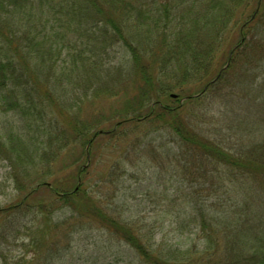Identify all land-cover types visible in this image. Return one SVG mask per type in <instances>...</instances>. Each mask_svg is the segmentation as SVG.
I'll use <instances>...</instances> for the list:
<instances>
[{
    "label": "rangeland",
    "instance_id": "obj_1",
    "mask_svg": "<svg viewBox=\"0 0 264 264\" xmlns=\"http://www.w3.org/2000/svg\"><path fill=\"white\" fill-rule=\"evenodd\" d=\"M62 1L57 0V4L60 5ZM72 25L77 23L73 22ZM172 25L168 29L154 25L127 26L125 35H133L134 42L130 41L128 47L124 41H118L117 46L100 56L103 62L97 59L100 65H94L85 50L83 56H78L76 65L65 63L51 72L45 68L36 69L39 81L49 87V96L42 97V119L31 123L33 129L25 137L28 142L25 166L15 163L16 154L12 152L0 157V209L20 206L28 192L43 182L57 184L56 181H61L64 190L75 187L78 173L85 168L88 173L81 172L82 180L96 199L104 200L108 208L119 211L121 217L147 240L154 235L156 245H160L161 239L169 246L176 244L170 224L174 223L175 226L178 219L189 218L196 201L209 209L213 219H219L218 224L213 225L221 231L218 239L222 241L223 236L245 222L246 217L252 224L264 220V187L257 180L255 182L246 173L238 172L237 175L230 168L208 163L200 152L195 153L198 155L196 160L189 158L188 154L183 156L180 143L161 125L146 120L138 126L124 124L119 127L122 121L132 120L135 123L147 115L155 101L148 100L149 96L145 98L144 93H138L139 87L135 85L139 83V76L134 71L132 54L135 52L145 63L150 62L157 49V41L162 40L161 35L166 34L172 41L180 34L188 44L186 47L183 45L185 51H190L192 43L208 46L211 56L205 54L198 59L200 64L202 60L211 59V80L217 76L220 66L226 63L223 52L231 50L232 42V39L228 40V32L219 33L214 26H199L189 21L183 22L181 26ZM71 27L62 26L60 30V26H57L54 31L66 33L69 38L78 36L67 32ZM99 37L90 35L87 41L100 45ZM105 37L111 39L107 35ZM62 45L70 55V48ZM82 51L79 49L71 54L78 55ZM181 51L183 53V49ZM159 57L164 61L159 63V67L164 68L167 74L157 69H149L148 73H152L156 84L165 81L170 87H179V80L171 73L177 70L176 66L165 57ZM67 59L72 60L69 57ZM27 65L31 70L34 66L38 67L32 58ZM99 66L100 69H97ZM148 66L153 65L149 63ZM247 67L235 65L226 72L221 82L213 85L203 96L188 100V97H181L184 98L181 102L185 103L181 113L183 119L193 126L194 132L204 139L208 137L217 144L222 140V146L229 152L241 149L250 154L255 146L264 144V59L256 58L254 64ZM68 80L72 86L65 92L63 85L68 84ZM91 81L94 83L93 88L85 91V87L92 85ZM210 81L205 79L204 82L187 84L184 90L181 88L183 96H196ZM62 91L65 92L63 96ZM29 92L33 95V91ZM31 97L35 100L37 96L34 94ZM141 98H145L144 104L139 101ZM35 101L39 103L41 97ZM168 103L177 105L173 100ZM64 112L75 116L80 127L91 128L87 129L86 136L81 137L77 132H72L68 134V139H64L60 135L63 129L60 126L66 122L59 115ZM6 113L0 112V135L3 136L8 135L13 128L18 130L20 126V116ZM113 129L116 130V136L101 135L94 139L96 141L90 146L91 154L88 157V139L98 131L111 132ZM45 131L51 132L49 135L54 139L52 151L49 149V135ZM34 140H44L47 151L44 152L43 147H35V143H32ZM34 156L43 160H38L39 164L30 169L28 157L32 159ZM211 185L214 189L218 188L217 193L210 191ZM198 189H207L208 195L203 192L202 196L196 198L194 194ZM36 197L39 201L44 200L42 202L45 204L53 199L49 187L45 185H41ZM39 201H32L29 203L32 206L20 208L8 216L0 214V264H22L19 259L24 255L29 261L35 256L38 259L35 255L37 251L31 246L29 233L39 232V228L45 224H58L60 230L57 233L69 232L71 240L63 238V243L69 246L63 258L45 261L41 257L35 264H145L131 247L102 235L96 225L89 222L84 224L77 217L71 220L72 213L67 208L55 210L47 219L41 215L43 211L40 212ZM249 206H252V210L247 215L246 208ZM241 215L242 219L237 223ZM79 227L81 229L77 230ZM200 232L198 229L190 238L187 237L186 244L201 248L204 238ZM244 234L248 232L244 231ZM218 256L215 258L218 259Z\"/></svg>",
    "mask_w": 264,
    "mask_h": 264
},
{
    "label": "trees",
    "instance_id": "obj_2",
    "mask_svg": "<svg viewBox=\"0 0 264 264\" xmlns=\"http://www.w3.org/2000/svg\"><path fill=\"white\" fill-rule=\"evenodd\" d=\"M173 1L63 0L58 5L57 0H0V112H7L6 114L12 112V114L20 116L18 130L13 128L8 135H0V157L5 153L12 152L16 154L15 163L25 166L24 160L27 157L25 154L28 151V142L25 137L28 136V131L33 129L31 123L34 124L36 120L42 119L41 106L44 102L42 97L49 96L47 93L49 87L39 81L36 69L45 68L51 72L65 63L76 65L78 56H83L85 50L87 56L89 53L88 57L93 59L92 63L100 65L97 59L117 46L118 41L121 43L124 41L128 47H130V41L134 42L133 35H125L127 26L154 25L157 28L168 29L171 24L181 26L183 22L189 21L199 26H214L219 33L228 32L230 35L228 40L232 39V42L231 50L223 52L226 63L220 66L217 76L211 80L212 74L209 70L212 64L211 59L202 60L201 64L198 59L205 54L211 56V49L206 45L196 46L192 43L190 51H185L183 45L186 47L188 44L184 37H180V34H177V38L172 41H169L166 34L161 35L162 40L157 41V49L148 63L147 61L145 63L143 58H139L135 52L133 54L131 52L133 65L136 69L134 71H137L136 75L139 76V83L135 85L139 87L138 93H144L145 98L149 96L148 100L155 101L150 106L147 115L142 116L137 122L125 120L118 125L119 127L124 124L138 126L146 120L157 124V126L161 125L180 143L183 156L188 154L189 158L196 160L198 155L195 153L200 152L202 157L207 158L208 163L230 168V171L236 172L237 175L246 173L249 178L251 177L255 182L257 180L258 184L260 186L263 184L262 187H264V144L255 146L254 150L252 149L253 153L251 150L250 154L241 149L233 151L234 153L229 152L222 146V140L217 144L210 138L205 137L204 139L200 134L194 132L193 126L183 119L181 113L185 106V103L183 104L181 101L185 97H188L186 98L188 100L203 96V93H206L213 85L221 82L225 78L226 72L235 65L240 67L246 65L248 69L250 65L254 64L256 58L264 59V47H261L264 45V0H178L176 3ZM183 10L185 14H183ZM73 22H76L77 25H72ZM162 24L164 26H161ZM57 26H60V30L62 26H73L67 32L78 36L69 38L66 33H56ZM90 35L93 37L100 35L101 44L87 41V37ZM105 35L111 39L108 40ZM62 44L70 48V55L72 52H78L79 49H83V51L78 55H72L74 56L72 57L68 55ZM87 49H89L88 52ZM182 49L183 53H181ZM219 51H221L220 48ZM159 56L165 57L168 62L171 61L172 65L176 66L177 70L171 71V73L179 80V84H181L179 87H170L165 81H159L160 83L156 84L152 73H148L149 69L153 71L157 69L159 72L167 74L164 68L159 67V63L164 62L163 58ZM68 57L72 60L67 59ZM31 58L35 59L38 65L37 68L34 66L32 70L27 65ZM100 61L103 62V59L100 58ZM149 63L153 66H148ZM205 79L211 81L206 83L200 93L196 96L189 94L183 96V90L187 84L191 85L195 81L204 82ZM91 83L92 85L84 88L85 91L93 88L94 83L92 81ZM69 86L72 85L68 80V84L63 85L65 92ZM29 91H33V95ZM64 91H62V96L65 94ZM34 94L37 96L36 99L41 97L39 103L31 97ZM174 95L180 98L174 99ZM181 97L184 98L181 99ZM145 98H141L139 101L144 104ZM169 100H173L177 105H171L172 103H168ZM54 108L56 109V106ZM59 116L67 124L60 126L63 128L60 135L64 139L65 137L68 139V134L72 132H77V135L84 137L87 135V129H91L88 128L89 126L80 127L77 118L69 112H64ZM69 126H71L69 131H66ZM50 129L52 132V127ZM45 133L47 136L49 135L47 131ZM101 135L114 137L116 130L98 131L89 138L86 145L88 157L91 154L90 146H93L96 141L94 139ZM48 137L50 138L49 149L51 148L52 151L54 139L50 135ZM32 143H35V147H43L44 152L47 151L44 147L46 143L44 140H34ZM42 156L44 158V155ZM28 159L27 163H30V169L36 167L39 161L43 160H39L35 156L32 159L28 157ZM83 171L88 173L85 168L81 170V172ZM81 172L78 173L75 187L64 190L65 186L61 181H56L57 184L40 183L28 192L23 202H20V206L2 208L0 214L8 216L20 208L22 210L32 206L29 204L32 201L37 203L39 199L36 195L41 185H45L49 187L53 199L47 204L42 202L44 200L39 201L40 212L43 211L41 215L49 219L55 210L67 208L72 213L71 220L77 217L79 221H84V224L89 222L96 225L102 235L105 234L109 238L120 240L131 247L145 264H264V220L252 224L246 217L245 222L230 229L223 236L222 241L218 239L221 231L213 225V223L218 224L219 219H213V216L208 212L209 209L196 201L193 214L189 218L178 219L175 221V226L174 223L170 224L176 244L169 246L164 242V239H161L160 245H156L157 241L154 235L147 240L139 235L138 229L121 217L119 211L108 208V204L104 200L96 199L85 186ZM209 189L218 192V188L214 189L212 185L209 186ZM199 191V189L196 190L194 194L196 198L202 196L203 192H207L208 195L207 189ZM24 205L26 206L24 207ZM251 210L252 206L246 208L247 215ZM240 219H242V215L238 218L237 223ZM39 229V232L29 233L32 240L31 246L37 251L35 255L38 256V259L35 256L33 260L29 261L27 255H24L19 259L22 264H35L41 257L45 261H50L65 256L64 253L69 246L66 247L63 238H69L70 233L58 234L57 231L60 230L58 224L52 226L45 224ZM80 229L79 227L77 230ZM198 229L204 238L201 248L186 244L187 237L190 238ZM244 231H247L248 234L243 235ZM69 240L71 239L69 238ZM178 242L179 244H177ZM183 242L185 243L182 245ZM218 249L220 250L217 253ZM217 255H219L218 259L215 258Z\"/></svg>",
    "mask_w": 264,
    "mask_h": 264
},
{
    "label": "water",
    "instance_id": "obj_3",
    "mask_svg": "<svg viewBox=\"0 0 264 264\" xmlns=\"http://www.w3.org/2000/svg\"><path fill=\"white\" fill-rule=\"evenodd\" d=\"M174 97H176V96L174 95Z\"/></svg>",
    "mask_w": 264,
    "mask_h": 264
}]
</instances>
